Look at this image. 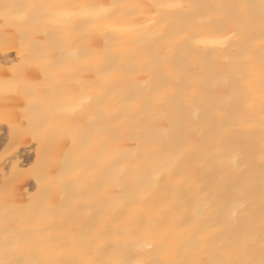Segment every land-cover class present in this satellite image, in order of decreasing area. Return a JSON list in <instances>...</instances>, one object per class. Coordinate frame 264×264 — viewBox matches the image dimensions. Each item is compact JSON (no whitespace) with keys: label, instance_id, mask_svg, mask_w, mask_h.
<instances>
[{"label":"bare ground","instance_id":"1","mask_svg":"<svg viewBox=\"0 0 264 264\" xmlns=\"http://www.w3.org/2000/svg\"><path fill=\"white\" fill-rule=\"evenodd\" d=\"M18 2L121 7L86 26L90 41L81 35L65 49L70 70L59 81L51 74L61 70L37 54V42L48 40L43 27L5 28L0 20V259L10 258L5 225L21 238L32 221L33 240L69 261H259L264 93L250 37L259 35L262 0ZM167 4L186 7H155ZM197 5L224 8L188 7ZM238 12L251 30L229 23ZM233 32L225 47L198 43ZM89 44L106 53L107 70L86 68L74 54ZM46 50L48 59L58 54ZM48 88L64 92L65 105L91 100L82 113L51 119L45 133L39 105ZM234 202L243 207L229 217ZM241 237L246 247L234 249Z\"/></svg>","mask_w":264,"mask_h":264},{"label":"snow or ice","instance_id":"2","mask_svg":"<svg viewBox=\"0 0 264 264\" xmlns=\"http://www.w3.org/2000/svg\"><path fill=\"white\" fill-rule=\"evenodd\" d=\"M121 6H108L93 5V4H81V5H46L31 2H18V0H4L0 3V20L3 21L4 27H16L24 28L29 27L36 31L41 30L48 37V40L44 47H41L40 42H37V54L42 57L52 68L59 69L51 74L53 80L59 81L60 77L66 74L70 69L67 62L65 49L74 44L77 38L81 35L85 39L91 40L93 33L85 32V28L91 25L94 20L100 18L108 19L112 14V9H116ZM131 9L141 7L140 5L128 6ZM157 8L167 9H182L186 6L183 4H167L156 5ZM188 7H202L210 11H218L224 8L223 5H197ZM237 9H245L247 5H236ZM262 7H264V0H262ZM55 9V11H49ZM79 9V11H77ZM229 23H235L237 28L241 31H249L252 28V21L249 17L242 12H238L235 17L229 21ZM114 31L116 29H113ZM123 31V29H120ZM237 33L233 32L229 36H219L212 39H204L198 41L199 44L204 46H212L213 48H221L228 45V42L232 40ZM250 40L258 41V48L261 52V71L262 82L261 90L264 93V12L260 17L259 35L251 36ZM46 49H55L58 54L54 55L51 59H48V52ZM75 55L83 56L86 60V68H95L100 70L103 68L107 70L110 66L108 56L103 50H98L89 44L88 46L79 49ZM72 70L79 71L80 66H75ZM195 87V86H194ZM197 93L193 92L188 97V102H195ZM43 97L41 104L39 105L41 111L40 125L42 129L47 133L49 131V121L54 117L61 119H69L76 113L83 112L84 105L90 102L91 97L76 100L74 103L65 105L62 102V98L65 96L64 92L53 91L52 88L45 89L41 92ZM163 102L164 97H161ZM103 95L97 96V103H103ZM261 132H262V146H261V164L264 167V95L261 96ZM230 163L235 166L237 158H233ZM264 195V194H262ZM242 204L234 202L227 210L229 217H235L240 213ZM27 223L33 224L31 230L25 229L22 237L17 238V229L5 225V238L4 246L6 254H10V258L0 259V264H165L164 261L155 258H113L108 260H64L61 256L57 255L53 258L51 252L46 247L42 246L40 241H34L32 232L36 230L35 224L32 221ZM46 227V226H45ZM261 229L264 231V212L261 216ZM43 231L45 228H40ZM246 239L244 237L238 238L232 241L231 246L234 249L245 248ZM136 255H139L137 253ZM168 264H176V262H168ZM187 264H200L197 261H189ZM209 264H264V244H262L261 259L259 261L247 259L243 261L239 260H216L211 261Z\"/></svg>","mask_w":264,"mask_h":264}]
</instances>
